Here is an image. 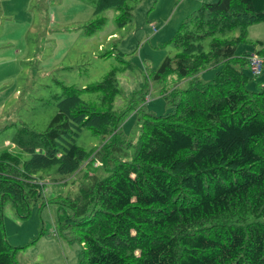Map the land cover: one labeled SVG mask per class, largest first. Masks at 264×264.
I'll return each mask as SVG.
<instances>
[{
    "label": "trees",
    "instance_id": "obj_1",
    "mask_svg": "<svg viewBox=\"0 0 264 264\" xmlns=\"http://www.w3.org/2000/svg\"><path fill=\"white\" fill-rule=\"evenodd\" d=\"M95 9L116 10L120 26L133 16L128 0H98ZM256 24H264V0H218L187 16L168 41L177 53L155 78L176 73L189 88L165 91L173 110L150 115L136 143L112 110L115 73L95 87L102 107L66 88L45 132L21 128L0 155V264H20L28 247L8 242L5 206L26 219L40 202L59 204L61 229L77 233L78 264H264V86L247 89L250 54L238 52ZM235 29L236 38L218 37ZM209 69L215 76L203 82ZM83 129L104 145L78 146ZM54 167L55 185L71 180V192L47 200L40 173Z\"/></svg>",
    "mask_w": 264,
    "mask_h": 264
},
{
    "label": "rangeland",
    "instance_id": "obj_2",
    "mask_svg": "<svg viewBox=\"0 0 264 264\" xmlns=\"http://www.w3.org/2000/svg\"><path fill=\"white\" fill-rule=\"evenodd\" d=\"M97 1L0 0V155L12 150L13 138L21 128L47 130L60 102L67 98L66 88L79 90L84 102L102 107L103 94L95 87L115 73L118 94L112 110L123 115L122 133L133 143L150 115L165 116L173 110L165 91L189 88V82L176 73L159 80L156 71L166 57L177 53L168 41L183 20L205 3L218 0H128L133 16L124 26L118 24L114 9L96 14ZM100 19L104 20L98 23ZM239 35L240 29H235L218 37ZM212 40L204 41L206 51ZM257 42L264 43V24L249 28V43L240 45L238 52L259 50ZM215 72H203L201 80L211 81ZM245 73L250 77L247 89L264 86V72L258 77L250 69ZM76 143L91 153L105 141L83 129ZM127 152L132 156L135 148ZM28 159L26 155L24 160ZM40 176L47 200L71 192V180L55 185L62 178L57 167ZM59 207L40 202L23 219L12 203L5 206L8 242L28 246L19 256L20 264H78L82 246L72 228L61 229Z\"/></svg>",
    "mask_w": 264,
    "mask_h": 264
},
{
    "label": "built area",
    "instance_id": "obj_3",
    "mask_svg": "<svg viewBox=\"0 0 264 264\" xmlns=\"http://www.w3.org/2000/svg\"><path fill=\"white\" fill-rule=\"evenodd\" d=\"M248 60L249 69L252 74L256 77L262 75L264 72V56L254 52L250 54Z\"/></svg>",
    "mask_w": 264,
    "mask_h": 264
},
{
    "label": "crops",
    "instance_id": "obj_4",
    "mask_svg": "<svg viewBox=\"0 0 264 264\" xmlns=\"http://www.w3.org/2000/svg\"><path fill=\"white\" fill-rule=\"evenodd\" d=\"M254 52H256V51H254ZM254 52H252V53H254ZM251 54V53H250Z\"/></svg>",
    "mask_w": 264,
    "mask_h": 264
}]
</instances>
